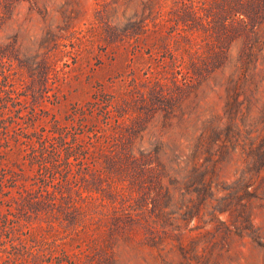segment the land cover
<instances>
[{
    "label": "rangeland",
    "instance_id": "374dc122",
    "mask_svg": "<svg viewBox=\"0 0 264 264\" xmlns=\"http://www.w3.org/2000/svg\"><path fill=\"white\" fill-rule=\"evenodd\" d=\"M262 151L264 0H0V264H264Z\"/></svg>",
    "mask_w": 264,
    "mask_h": 264
},
{
    "label": "trees",
    "instance_id": "16d2710c",
    "mask_svg": "<svg viewBox=\"0 0 264 264\" xmlns=\"http://www.w3.org/2000/svg\"><path fill=\"white\" fill-rule=\"evenodd\" d=\"M263 154H264V151H262V154L259 156L261 158V162L259 163V166L264 165V155Z\"/></svg>",
    "mask_w": 264,
    "mask_h": 264
}]
</instances>
